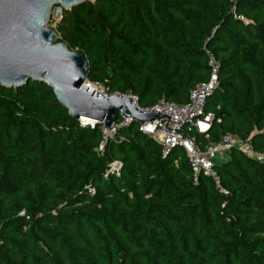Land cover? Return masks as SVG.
<instances>
[{
  "label": "trees",
  "instance_id": "16d2710c",
  "mask_svg": "<svg viewBox=\"0 0 264 264\" xmlns=\"http://www.w3.org/2000/svg\"><path fill=\"white\" fill-rule=\"evenodd\" d=\"M56 31L86 55L88 79L128 81L122 92L147 107L187 102L209 79V49L213 118L191 134L202 148L249 138L264 155V0H89L63 8ZM100 126H82L44 82L0 84V264H264V158L226 151L224 193L137 122L98 154Z\"/></svg>",
  "mask_w": 264,
  "mask_h": 264
},
{
  "label": "water",
  "instance_id": "95a60500",
  "mask_svg": "<svg viewBox=\"0 0 264 264\" xmlns=\"http://www.w3.org/2000/svg\"><path fill=\"white\" fill-rule=\"evenodd\" d=\"M89 0H0V84L20 87L44 82L76 120H92L106 129L122 113L139 124L169 118L141 109L130 96H104L90 89L86 55L60 40L49 26L55 6L72 9Z\"/></svg>",
  "mask_w": 264,
  "mask_h": 264
},
{
  "label": "built area",
  "instance_id": "2783aa9c",
  "mask_svg": "<svg viewBox=\"0 0 264 264\" xmlns=\"http://www.w3.org/2000/svg\"><path fill=\"white\" fill-rule=\"evenodd\" d=\"M56 18H51V28L56 30V24L62 19L63 7L56 6ZM242 18V17H241ZM208 62L211 68L209 79L197 84L189 94V99L185 103H176L165 99L159 98L154 105L146 107L143 110H156L169 118H162L154 120L152 123L139 124L140 130L153 136L160 144L163 156H167L174 148L180 147L185 153L190 166L193 170L195 180H197L200 174L210 176L214 179L215 183L220 187V190L224 193L228 191L220 185V179L215 167V162L218 154L223 150L232 149L234 146L239 145L240 149L247 156L262 160L264 155L257 153L249 138L245 140L239 139L240 143L236 144L232 141L233 135H226L221 142L210 144L205 148H202L196 141V138L191 134L193 128H197L199 131H205L210 125V119L213 115L205 112V105L208 96L219 85V68L220 65L215 58L214 54L207 49ZM108 79H106L107 82ZM85 84L96 92L104 96H110L115 94L113 90L105 85L100 80L86 79ZM122 95V94H121ZM132 95V94H130ZM128 96V95H124ZM134 102H137V97L132 95ZM133 120L130 117H125L122 113L111 125V130L106 129L104 126H100L101 137L95 151L102 155L105 153L110 139L114 138L118 130L124 126L130 125ZM95 122H91L90 127H95ZM202 123L205 124V128L202 127ZM82 125V124H81ZM83 126V125H82ZM121 161L113 160L107 170L106 176L117 174L122 168ZM93 192L95 188L90 187Z\"/></svg>",
  "mask_w": 264,
  "mask_h": 264
},
{
  "label": "rangeland",
  "instance_id": "374dc122",
  "mask_svg": "<svg viewBox=\"0 0 264 264\" xmlns=\"http://www.w3.org/2000/svg\"><path fill=\"white\" fill-rule=\"evenodd\" d=\"M91 1H94V0H91ZM56 7V6H55ZM53 8V10H52V12H51V18H56V17H58V16H56V14H55V12H56V8ZM248 21V20H247ZM249 22V21H248ZM52 24L49 22V26L50 27H52L51 26ZM58 35L60 36V34L58 33ZM61 40V39H60ZM133 77H129L128 79L129 80H131ZM94 80H100V81H102V82H104L105 83V85L107 86V87H109V89L110 90H113L114 92H116V93H118V94H122V95H128V96H132V95H130V94H128V93H124V92H122V88L123 87H125L126 86V83L128 82H122V83H120L119 85H117V87L116 88H114V89H112L111 88V80H107V82H106V80H101V79H98V78H96V79H94ZM136 104L141 108V109H144V108H146L148 105L147 104H138V102H136ZM210 120H212V118L210 119ZM79 121H80V123L83 125V126H90L89 124L91 123V122H94V121H92V120H89V121H87V122H82L80 119H79ZM210 123H211V121H210ZM210 123H209V125H210ZM94 125L96 126V123H94ZM103 126V125H102ZM232 141L234 142V143H236V144H239L240 143V141H239V138L238 137H236V136H233L232 137ZM230 150V149H229ZM226 151H228V150H223V151H221L219 154H218V156H217V158H216V162H218V161H220V160H222L224 157H226ZM114 160H118V161H121L122 162V160L120 159V158H115ZM122 164H123V162H122Z\"/></svg>",
  "mask_w": 264,
  "mask_h": 264
},
{
  "label": "bare ground",
  "instance_id": "6f19581e",
  "mask_svg": "<svg viewBox=\"0 0 264 264\" xmlns=\"http://www.w3.org/2000/svg\"><path fill=\"white\" fill-rule=\"evenodd\" d=\"M81 121H82V122H87V121H89V120H88V119H85V118H82ZM202 127L205 128V124H204V123H202Z\"/></svg>",
  "mask_w": 264,
  "mask_h": 264
}]
</instances>
